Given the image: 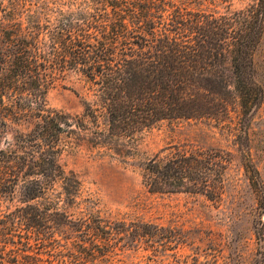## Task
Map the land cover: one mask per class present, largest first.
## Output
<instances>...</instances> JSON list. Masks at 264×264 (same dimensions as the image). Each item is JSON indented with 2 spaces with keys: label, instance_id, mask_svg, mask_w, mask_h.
Wrapping results in <instances>:
<instances>
[{
  "label": "trees",
  "instance_id": "obj_1",
  "mask_svg": "<svg viewBox=\"0 0 264 264\" xmlns=\"http://www.w3.org/2000/svg\"><path fill=\"white\" fill-rule=\"evenodd\" d=\"M263 38L264 0L241 8L233 0H0V207L12 208L0 211V264L107 258L152 239L154 225L102 217L63 156L83 144L129 163L138 138L164 121L220 123L237 113L231 128L244 130L264 100L255 65ZM72 78L84 93L78 115L46 100ZM242 153L264 211V182ZM228 157L175 146L132 164L151 192L218 202ZM57 236L76 239L78 250ZM256 236L255 263L264 264V233Z\"/></svg>",
  "mask_w": 264,
  "mask_h": 264
},
{
  "label": "rangeland",
  "instance_id": "obj_2",
  "mask_svg": "<svg viewBox=\"0 0 264 264\" xmlns=\"http://www.w3.org/2000/svg\"><path fill=\"white\" fill-rule=\"evenodd\" d=\"M251 1L233 0V7L241 8ZM255 65L264 86V38L255 54ZM83 97L81 85L72 78L56 83L46 100L52 108L78 115L84 109ZM231 117L220 123L161 122L138 138L136 155L129 163L100 155L83 144L69 149L62 162L80 178L85 197L94 201L102 217L146 223L158 229L152 239L146 236L130 247L121 244L107 258L101 253L78 255L69 257L67 264H256L260 248L256 231L264 233V211L246 175L242 150L250 151L264 182V100L244 130L235 132L232 128H239L241 120L237 113ZM175 146L228 152L220 201L200 194L155 193L143 185L141 169L133 161L146 162ZM5 205L0 207L2 213L10 211V205ZM57 238L72 253L78 250L76 239Z\"/></svg>",
  "mask_w": 264,
  "mask_h": 264
}]
</instances>
